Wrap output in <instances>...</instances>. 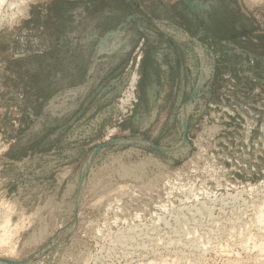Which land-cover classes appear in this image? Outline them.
Wrapping results in <instances>:
<instances>
[{
    "label": "rangeland",
    "instance_id": "rangeland-1",
    "mask_svg": "<svg viewBox=\"0 0 264 264\" xmlns=\"http://www.w3.org/2000/svg\"><path fill=\"white\" fill-rule=\"evenodd\" d=\"M16 1L0 9V223L18 221L0 264L262 259L264 0Z\"/></svg>",
    "mask_w": 264,
    "mask_h": 264
},
{
    "label": "bare ground",
    "instance_id": "bare-ground-1",
    "mask_svg": "<svg viewBox=\"0 0 264 264\" xmlns=\"http://www.w3.org/2000/svg\"><path fill=\"white\" fill-rule=\"evenodd\" d=\"M30 1V0H29ZM7 2V0H0V9L2 8V6L5 4ZM26 0H17L16 1V8H17V11L16 12H21L22 10H24V7H25V5H26ZM10 5H12V3H10ZM16 12H14L15 14H16ZM12 15H13V13H12ZM17 16V15H16ZM13 17H14V15H13ZM136 78V77H135ZM136 80V79H135ZM131 86V85H130ZM131 88V87H130ZM133 88V87H132ZM155 90V89H154ZM153 90V91H154ZM128 91H130V90H128ZM148 91V90H147ZM151 92V91H150ZM133 93V92H132ZM148 93V92H147ZM127 94V93H126ZM151 94L153 95V92H151ZM150 94V95H151ZM147 95H149V94H147ZM150 97V96H149ZM127 98V97H126ZM136 98V97H135ZM150 98H152V96L150 97ZM156 98V97H155ZM155 98H153V100L155 99ZM128 99H129V97H128ZM131 99V98H130ZM129 99V100H130ZM135 100V99H134ZM152 101V100H151ZM159 102V101H158ZM122 103H124V101H122ZM121 103V106H123V104ZM127 104H128V102H126ZM126 103H125V105H126ZM129 103H131V102H129ZM152 103H153V101H152ZM154 104H156V103H154ZM133 105V104H132ZM132 105H130V106H132ZM158 105V104H157ZM186 105H184L183 107L184 108H186L183 112H184V118H187V117H185V115L188 113V111L190 110V107H185ZM188 106V105H187ZM127 107V106H126ZM154 111V110H153ZM155 113H156V111H154ZM153 112V113H154ZM152 115V114H151ZM154 116V115H153ZM152 116V117H153ZM157 116V115H156ZM151 117V118H152ZM152 120V119H151ZM183 120V119H182ZM184 122V121H183ZM184 124V123H183ZM211 138V137H210ZM135 141V140H134ZM138 141H141V140H138ZM147 142V141H146ZM198 143V142H197ZM179 147V146H178ZM6 149V148H5ZM4 149V150H5ZM203 150V149H202ZM206 150V149H205ZM203 155V154H202ZM201 155V156H202ZM151 157V156H150ZM153 159V158H152ZM201 159V158H200ZM203 159V158H202ZM150 161L149 162H151V163H153L152 161H151V158L149 159ZM154 160H156V159H154ZM148 161V160H147ZM157 162H158V160H157ZM208 162V161H207ZM155 163V162H154ZM54 164V163H53ZM120 164V163H119ZM144 164H146V163H144ZM163 164V163H162ZM162 164H161V166H162ZM121 165V164H120ZM135 165H137V164H135ZM138 165H141V164H138ZM142 165H143V163H142ZM141 165V166H142ZM199 165V164H198ZM122 166V165H121ZM126 166V165H125ZM132 166V165H131ZM130 166V167H131ZM144 166V165H143ZM146 166V165H145ZM157 166H158V163H157ZM159 166H160V162H159ZM160 166V167H161ZM140 166H138V168H139ZM121 168V167H120ZM138 168H131V169H129L128 167H127V169L124 167V170L122 171V174H128V173H137V170H139ZM142 168V167H141ZM141 168H140V170H141ZM145 168V167H144ZM102 169V168H101ZM110 169V168H109ZM126 169V170H125ZM165 169V168H164ZM120 169H118L117 171H119ZM162 171V170H161ZM120 172V171H119ZM164 172V171H163ZM170 172V171H169ZM170 173H172V172H170ZM165 174V173H164ZM174 174H176V173H174ZM100 175H102V174H100ZM121 175V174H120ZM119 175V176H120ZM137 175V174H136ZM135 175V176H136ZM140 175H141V173H140ZM166 175H169V174H166ZM123 176V175H122ZM121 176V177H122ZM128 176V175H127ZM126 176V177H127ZM159 176V175H158ZM161 177L163 176V174L162 175H160ZM165 176V175H164ZM125 177V176H124ZM140 177V176H139ZM139 177H137V178H139ZM142 177V176H141ZM160 177V178H161ZM105 178V177H104ZM156 179L157 178H159V177H155ZM163 178V177H162ZM170 178V177H169ZM102 179V178H101ZM132 179V178H131ZM154 179V178H153ZM98 180H99V177H98ZM102 181H104L103 179H102ZM132 181V180H131ZM134 181V180H133ZM99 182V181H98ZM156 182V181H155ZM158 182V181H157ZM96 183H97V181H96ZM100 183V182H99ZM102 183V182H101ZM109 183V182H108ZM137 183V182H136ZM144 183V182H143ZM152 183V182H151ZM138 184H140V183H138ZM137 184V185H138ZM94 185H96V184H94ZM103 185V184H102ZM102 185H100L101 187H102ZM136 185V186H137ZM141 185V184H140ZM143 185H145V184H143ZM142 185V186H143ZM147 185V184H146ZM152 185H153V183H152ZM152 185L150 186V187H152ZM99 186V187H100ZM108 186V185H107ZM106 186V189H108V187ZM114 186V185H113ZM135 186V185H134ZM155 186V185H154ZM97 187H98V184H97ZM140 187V186H139ZM93 188H94V186H93ZM105 188V187H104ZM135 188V187H134ZM144 188L146 189V188H149V186L148 187H145L144 186ZM96 189V188H95ZM100 190V189H99ZM147 190V189H146ZM149 190V189H148ZM150 190H151V188H150ZM91 191V190H90ZM93 191V190H92ZM95 191H97V190H95ZM106 190H104V192H105ZM117 191V190H116ZM80 192V191H79ZM121 192H122V190H121ZM102 193H103V191H102ZM150 193V192H149ZM100 194H101V192H100ZM125 194V193H124ZM103 195V194H102ZM104 195H106L105 193H104ZM109 195V194H108ZM129 195V194H128ZM87 196V195H86ZM132 196V195H131ZM79 197V196H78ZM95 197V196H94ZM100 197V196H99ZM102 197V196H101ZM100 197V198H101ZM105 197V196H104ZM104 197H102V198H104ZM100 198L98 199V200H100ZM152 198V197H151ZM97 200V199H96ZM108 200V199H107ZM128 200H129V197H128ZM101 201H102V199H101ZM104 201V200H103ZM116 201H119L118 199H116ZM130 201H131V199H130ZM95 202V201H94ZM120 202V201H119ZM4 203V202H3ZM118 203V202H117ZM127 203V202H126ZM129 203V202H128ZM127 203V204H128ZM95 204H97V203H95ZM101 204V203H100ZM99 204V205H100ZM104 204V203H103ZM15 205V204H14ZM55 205V204H54ZM57 205V204H56ZM98 205V204H97ZM108 205V204H107ZM106 205V206H107ZM4 206V205H3ZM12 206V205H11ZM16 206V205H15ZM22 206V205H21ZM124 206H126V204L125 205H123V207ZM6 207V206H5ZM23 207V206H22ZM48 207V206H47ZM11 208V207H10ZM53 208V207H52ZM6 209V208H5ZM22 210L19 212V209L18 210H16L17 211V213L20 215L21 213L23 214L24 212H23V209L24 208H21ZM122 209V208H121ZM127 209V208H126ZM126 209H125V211H126ZM7 210V209H6ZM9 210V209H8ZM11 210V209H10ZM10 210H9V212H10ZM5 211V210H4ZM15 211V212H16ZM55 211V210H54ZM57 211V210H56ZM71 211V210H70ZM51 212V211H50ZM128 212V211H127ZM3 214V213H2ZM5 214L6 215H8L6 212H5ZM34 214V213H33ZM11 215V214H10ZM16 215V214H15ZM53 215V214H52ZM4 216V215H3ZM9 216V215H8ZM22 216V215H21ZM24 216V215H23ZM55 216V215H54ZM5 217V216H4ZM10 217V216H9ZM9 217H5L4 218V222L1 224L0 223V246H2V245H4L5 243H6V245H7V241L9 240V238H12L13 236H11V235H13V231H15V226H16V222H18V221H16V222H14L13 221V219L12 218H9ZM24 219V218H23ZM33 219V218H32ZM25 220V219H24ZM23 220V221H24ZM2 221H3V219H2ZM30 221V220H29ZM20 222V221H19ZM61 222V221H60ZM85 222V221H84ZM16 223V224H15ZM29 223V222H28ZM262 223V222H261ZM31 224V223H30ZM87 224V223H86ZM20 225V224H19ZM24 225V224H23ZM259 225V224H258ZM19 227V226H18ZM24 227V226H23ZM61 227V226H60ZM22 230V229H21ZM18 232V231H17ZM262 232V231H261ZM14 233H16V232H14ZM20 233V232H19ZM18 233V234H19ZM36 233V232H35ZM34 233V234H35ZM33 234V235H34ZM40 234V233H39ZM51 234H52V232H51ZM15 235V234H14ZM32 235V236H33ZM11 236V237H10ZM16 236V235H15ZM36 237H38L36 234L33 236V238H36ZM151 237V236H150ZM159 237V236H158ZM19 238V237H18ZM150 239V238H149ZM154 239H156V238H154ZM153 239V240H154ZM15 240V239H14ZM31 241V240H30ZM158 241V240H157ZM10 242V241H9ZM19 242V241H18ZM155 242V241H154ZM160 242H163L162 240L160 241ZM15 243V242H14ZM25 244H27L26 242H24ZM151 244H152V242H151ZM174 244H175V242H174ZM177 244V243H176ZM40 245V244H39ZM153 245V244H152ZM168 245V244H167ZM261 245V244H260ZM5 246V245H4ZM10 246H12V245H10ZM155 246H156V244H155ZM178 246V245H177ZM3 247V246H2ZM7 247V246H6ZM157 247V246H156ZM159 247V246H158ZM162 247V246H161ZM167 247V246H166ZM257 247V246H256ZM13 248H14V244H13ZM12 248V249H13ZM16 249H18V248H16ZM16 249L14 250V251H16ZM260 249V251H264V246H262L261 245V247L259 248ZM19 250V249H18ZM34 250V249H33ZM256 250H258L257 248H256ZM13 252V251H12ZM11 252V253H12ZM29 252V251H28ZM14 253L15 252H13V255H14ZM259 253V252H258ZM253 254V253H252ZM260 254V253H259ZM261 254H263V252L261 253ZM22 255V254H21ZM255 255V254H254ZM28 256V255H27ZM258 256V255H257ZM260 256V255H259ZM233 257V256H232ZM262 257V259H260V260H256L255 261V264H264V257L263 256H261ZM260 258V257H259ZM179 259V258H178ZM254 259V258H253ZM258 259V258H257ZM18 260V259H17ZM28 260V259H27ZM229 260H231V259H229ZM1 261V260H0ZM179 261V260H178ZM177 261V262H178ZM235 261V260H234ZM235 262H237V261H235ZM235 262H232V264H234ZM24 263V262H23ZM174 263V262H173ZM172 263V264H173ZM237 263H240V260H239V262H237ZM251 263H252V260H251ZM250 263V264H251ZM171 264V263H170ZM241 264V263H240ZM254 264V263H253Z\"/></svg>",
    "mask_w": 264,
    "mask_h": 264
}]
</instances>
